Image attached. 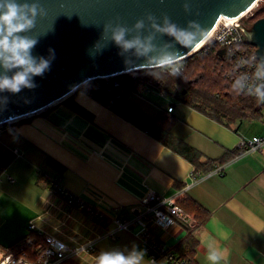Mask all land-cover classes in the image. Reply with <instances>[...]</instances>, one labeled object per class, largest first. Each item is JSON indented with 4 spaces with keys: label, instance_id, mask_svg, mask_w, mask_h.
I'll list each match as a JSON object with an SVG mask.
<instances>
[{
    "label": "crops",
    "instance_id": "1",
    "mask_svg": "<svg viewBox=\"0 0 264 264\" xmlns=\"http://www.w3.org/2000/svg\"><path fill=\"white\" fill-rule=\"evenodd\" d=\"M177 88L179 94L170 95L141 85L122 98L149 118L162 111L172 115L173 135L201 152L199 174L194 159L175 145L80 89L45 110L1 125L0 149L12 161L0 173V248L22 240L33 222L43 235L70 245L94 240L97 254L135 247L145 253L144 264L153 263L139 235L150 227L182 255L189 232L182 222L160 227L138 218L145 197L155 191L194 200L208 212L193 231V264H210V248L222 254L220 264H264V144L248 153L238 151L243 137H264V106L253 116L216 120L186 104L185 92ZM224 156V162L205 172L212 160ZM55 181L85 203L58 192ZM198 213L204 214L192 212ZM117 218L132 220V227L117 228ZM74 262L96 264L88 254Z\"/></svg>",
    "mask_w": 264,
    "mask_h": 264
},
{
    "label": "water",
    "instance_id": "2",
    "mask_svg": "<svg viewBox=\"0 0 264 264\" xmlns=\"http://www.w3.org/2000/svg\"><path fill=\"white\" fill-rule=\"evenodd\" d=\"M258 1L189 0L192 12L187 14L182 6L185 0H39L46 15L38 17L35 28L27 33L39 38L32 54L47 57L51 48L55 50V59L50 71L34 78L37 88L23 89L18 94L0 93L8 101L6 105L0 102V126L45 110L92 80L144 69L145 58L137 59L129 53L133 63L126 65L125 57L114 43L94 58L89 55V49L101 36L103 24L109 21L131 27L150 12L157 17L167 15L182 27L188 20H197L209 35L222 16L241 17ZM245 33L247 41L256 47L258 59H264V17L247 27ZM248 33L254 34L253 39H248ZM199 44L190 49L181 48V60L197 52L194 49ZM225 52L220 50L221 54Z\"/></svg>",
    "mask_w": 264,
    "mask_h": 264
},
{
    "label": "clouds",
    "instance_id": "3",
    "mask_svg": "<svg viewBox=\"0 0 264 264\" xmlns=\"http://www.w3.org/2000/svg\"><path fill=\"white\" fill-rule=\"evenodd\" d=\"M185 13L191 14L189 0L183 3ZM46 15L39 0H0V93L18 94L23 89L33 90L38 87L34 78L43 77L51 70L55 59V50L49 48L48 56H34L32 50L39 43V38L28 35L38 17ZM208 35V30L197 20H188L185 26L174 23L167 15L157 17L147 13L131 27L113 23L103 24L100 38L89 49L93 58L102 54L110 43L120 49L125 57V64L133 63L128 56L131 53L137 59L145 58V71L158 78V74L167 73L173 77L182 76L181 48H193ZM164 36L172 37L164 41ZM254 34L248 33V39ZM179 45L180 47H177ZM257 68L256 80L264 81V59L252 61ZM13 72L11 76L9 72ZM246 77L234 81L232 88L237 94L253 96L264 104V82L247 87ZM0 102L7 104V97H0ZM145 253L133 247L130 251L118 249L102 251L96 256V264H144ZM222 254L210 248L207 259L210 264H220ZM154 264V262H153Z\"/></svg>",
    "mask_w": 264,
    "mask_h": 264
},
{
    "label": "trees",
    "instance_id": "4",
    "mask_svg": "<svg viewBox=\"0 0 264 264\" xmlns=\"http://www.w3.org/2000/svg\"><path fill=\"white\" fill-rule=\"evenodd\" d=\"M261 17H264V6L247 18L245 22L248 26H251ZM251 47L255 50L254 46ZM220 50V46L217 44H211L208 51H204V47H202L187 58L186 63L183 64L182 76L173 77L163 73L158 74V78H156L145 71L144 68L118 75L117 79L121 84L120 88L116 90L109 89L108 82L102 78L84 84L80 90L86 91L105 106L115 110L126 119L135 122L142 129L162 139L167 144L175 145L174 147L180 153L194 159L197 166L195 172L199 174L200 168L204 166V164L198 162L201 152L193 145L173 135L171 127L175 118L172 115H165L164 111L156 119L149 118L145 113L139 111L136 106L128 102L126 98H122V96L137 91L141 85L152 86V88L163 91L166 94L177 95L179 94L177 87L181 85L182 90L180 92L185 91L184 102L216 120L226 116H230L232 119L253 116L262 107V104L253 96L237 94L233 90V67L228 57L221 54ZM117 90H121L119 95ZM226 159L227 156L222 157V159L212 160L205 167V172L212 170L215 164H220ZM11 161L12 156L0 149V173ZM177 202L196 219V228L202 225L208 216V212L194 200L177 198ZM193 211H200L204 214L202 217L199 216V213L194 216L192 214ZM186 228L189 232L184 240L185 247L181 256L193 263L191 256L197 246V239L193 235V231L196 228L193 230L189 229L188 226ZM25 237L44 241V235L33 229ZM70 263L68 261L66 264Z\"/></svg>",
    "mask_w": 264,
    "mask_h": 264
},
{
    "label": "built area",
    "instance_id": "5",
    "mask_svg": "<svg viewBox=\"0 0 264 264\" xmlns=\"http://www.w3.org/2000/svg\"><path fill=\"white\" fill-rule=\"evenodd\" d=\"M253 8L245 12L241 17L229 19L222 17L218 20L215 27L212 29L213 33L209 37L204 47V51H208L211 44H217L220 49H225L224 55L228 57L231 63L232 78L235 81L238 78L246 77L244 83L247 87L258 84L264 81L256 80L255 74L257 68L253 66V59L257 57L256 47L247 41L245 30L250 27L246 24L245 17H249V12ZM254 46L255 50L251 47ZM202 48V47H201ZM200 48V49H201ZM199 49V50H200ZM259 60V59H258ZM182 63V71H183ZM118 75L102 78L108 82L109 89L116 90L120 88V82L117 79ZM264 106V104H262ZM173 110V106L169 107ZM264 144V137L253 136L251 138L243 137L240 140L238 148L240 153H248L261 148ZM54 188L68 197L70 200L83 205L84 198L67 190L60 182L54 183ZM145 211L138 215V218H145L151 221L152 224L164 227L170 223L179 221L193 230L197 226L196 219L186 211L178 202L175 196H167L155 191H150L144 199ZM88 209H91L89 207ZM103 216V214H99ZM116 226L119 229H129L132 227V220H122L117 218L115 220ZM30 230H37V225L31 223ZM42 233L41 230H37ZM150 227L145 228L139 235L141 244H143L144 251L148 254L150 261L153 263L163 261L165 264H193L187 258L176 254L167 245L164 240L155 236L151 232ZM112 235V233H111ZM94 240H87L76 245H70L59 239L56 236L46 234L44 241H37L35 239L24 237L6 249L0 248V264H75L74 260L80 254H88L92 261L96 263L97 249Z\"/></svg>",
    "mask_w": 264,
    "mask_h": 264
},
{
    "label": "rangeland",
    "instance_id": "6",
    "mask_svg": "<svg viewBox=\"0 0 264 264\" xmlns=\"http://www.w3.org/2000/svg\"><path fill=\"white\" fill-rule=\"evenodd\" d=\"M264 6V0H259L258 1V3L255 5V7L252 9V11H250L249 12V17L251 16V15H253L255 12H257L261 7H263ZM248 17V18H249ZM247 18L245 17L243 20H246ZM186 60H187V58L186 59H184V60H182V63L183 64H185L186 63ZM179 86V88H182V86L181 85H178ZM181 96V95H180ZM182 97H183V95H182ZM177 99V98H176ZM178 102V101H177Z\"/></svg>",
    "mask_w": 264,
    "mask_h": 264
},
{
    "label": "bare ground",
    "instance_id": "7",
    "mask_svg": "<svg viewBox=\"0 0 264 264\" xmlns=\"http://www.w3.org/2000/svg\"><path fill=\"white\" fill-rule=\"evenodd\" d=\"M257 4V3H256ZM256 4H254L251 8H254L255 7V5ZM222 17H224V16H222ZM221 17V18H222ZM226 18V17H225ZM228 18V17H227ZM235 18H238V17H230L229 19H235ZM212 33H213V30L210 32V34L194 49V51H197V50H199L201 47H203L205 44H207L206 42L208 41V39H209V37L212 35ZM193 51V52H194Z\"/></svg>",
    "mask_w": 264,
    "mask_h": 264
}]
</instances>
